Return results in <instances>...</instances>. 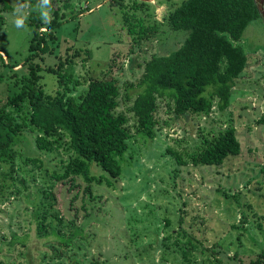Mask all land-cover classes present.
<instances>
[{
  "label": "rangeland",
  "instance_id": "374dc122",
  "mask_svg": "<svg viewBox=\"0 0 264 264\" xmlns=\"http://www.w3.org/2000/svg\"><path fill=\"white\" fill-rule=\"evenodd\" d=\"M110 1L50 0L49 22L55 9L67 17L57 28L58 40L52 43L55 50L44 54L45 60L36 61L43 67H56L68 54L79 52L74 59L76 75L82 82L74 88L77 96L86 89L84 78L118 80L121 95L117 112L127 113L134 134L123 161V175L111 187L95 185L91 196L81 178L76 180L79 186L70 188V183L53 176L54 171L65 170L62 159L67 157L66 151L41 150L36 145V133L25 130L17 139L15 155L0 156V264H27L29 260L32 264H92L95 259L99 264H179L162 243L168 235L166 221H170L168 229L177 230L181 218L191 233L215 253L219 251L224 262L250 261L264 246V15L249 24L243 34L241 44L249 55V64L233 89L231 105L225 110L214 106L209 115L193 113L176 118L168 100L160 99L157 136L146 139L137 132L138 122L130 110L145 60L179 46L185 33L162 24L160 33L149 40L133 42L123 22L124 8L111 6ZM123 3L129 7L132 1ZM42 10L41 0H0V51L5 58L24 62L35 28L30 16ZM153 13L163 22L167 4L155 6L151 18ZM137 15L150 17L140 11ZM21 17L24 25L17 28L15 20ZM49 22L39 31L45 32ZM87 48L91 56H87ZM84 57L89 59L83 62ZM42 74L45 90L55 94L57 77L47 71ZM10 89L7 80H0V106ZM230 125L236 128L240 154L228 157L219 166L190 162L189 155L201 145L204 135L212 137ZM169 148L177 150L187 164L179 165ZM30 157L39 160L34 162ZM93 168L97 174L98 168L104 173L100 167ZM51 203L46 221L49 231L43 234L38 230L36 213ZM55 214L67 225L63 233L74 230L69 224L72 220L83 227L86 238L78 234L67 257L52 260L51 245L56 238L50 225ZM244 220L248 231L238 240ZM258 221L262 228L257 226ZM192 263L210 264L201 247L192 255Z\"/></svg>",
  "mask_w": 264,
  "mask_h": 264
},
{
  "label": "trees",
  "instance_id": "16d2710c",
  "mask_svg": "<svg viewBox=\"0 0 264 264\" xmlns=\"http://www.w3.org/2000/svg\"><path fill=\"white\" fill-rule=\"evenodd\" d=\"M131 1L129 7L123 3L125 0H111L110 5L118 6L121 10L124 8L123 22L133 42L141 44L149 40L160 33L162 24L172 31L185 33L179 46L145 60L139 91L130 107L138 122L137 132L146 139L157 136L160 99L168 100L176 118L193 113L209 115L214 106L219 110L227 109L233 101L237 80L244 75L249 64V55L241 44L243 34L249 24L263 16L257 0ZM4 2L5 7L8 6L7 1ZM162 4L168 6L163 22L156 19L154 13L151 18L155 6ZM139 11L150 17L137 15ZM59 12L60 9L54 10V17L45 32L39 31L41 25L46 24L41 13L30 16V23L35 28L24 62H11L9 56L5 58L3 50L0 51V80H7L11 88L6 101L0 106V156H14L17 139L25 130H30L36 133V145L41 150L52 152L63 148L66 151L67 157L62 159L65 170L54 171L55 179L70 183L72 188L79 186L76 180L81 178L86 182V193L91 196L95 185L107 184L111 187L123 175V161L134 134L129 127L127 113L117 112L121 87L115 77L84 78L87 81L86 89L77 96L73 94L74 88L82 82L76 75L74 59L80 55L79 52L68 54L56 67H43L36 61L37 58L45 60L44 54L52 53L56 48L52 43L58 40L57 28L67 17L66 13ZM86 52L87 56H91L89 48ZM88 59L84 57L82 60L86 62ZM19 65L21 69H16ZM43 71L57 77L59 87L55 94L45 90ZM169 152L179 165L187 164L177 150L169 148ZM240 152L241 143L236 128L230 125L212 137L204 135L201 145L189 157L196 166H219L228 157ZM30 158L34 162L39 160ZM94 165L104 170V173L98 168L97 174ZM52 206L53 203L41 213H36L40 233L49 231L46 221ZM51 217L54 224L50 225V232L56 238V242L51 245V259H61L67 257L66 252L75 236L81 234L85 237L83 227L70 220L69 224L74 230L66 235L63 233V227L67 226L64 218L59 217V214ZM184 222V218H181L178 229L171 230L168 229L170 221L167 220L165 226L168 235L162 243L166 252L175 254L179 264H193L192 255L200 247L207 253L210 264H231L219 257V251L215 253L214 249L191 233ZM246 222L244 220L240 226L243 233H238V240L248 231L244 225ZM256 223L259 228L263 227L259 221ZM16 237H13V241ZM69 258L72 260L73 257ZM163 258L168 260V257ZM27 264L32 263L29 260ZM59 264L69 263L60 261ZM92 264H99V261L95 259ZM240 264H264V246L254 258Z\"/></svg>",
  "mask_w": 264,
  "mask_h": 264
},
{
  "label": "clouds",
  "instance_id": "9594fccd",
  "mask_svg": "<svg viewBox=\"0 0 264 264\" xmlns=\"http://www.w3.org/2000/svg\"><path fill=\"white\" fill-rule=\"evenodd\" d=\"M50 5V0H41V8L42 10V19L45 21V23L49 22L50 17H49V13L47 11L48 6ZM16 12L19 13L20 12V8L18 7L16 9ZM15 25L17 28H21L24 25V18H18L15 20Z\"/></svg>",
  "mask_w": 264,
  "mask_h": 264
},
{
  "label": "crops",
  "instance_id": "0c3cea01",
  "mask_svg": "<svg viewBox=\"0 0 264 264\" xmlns=\"http://www.w3.org/2000/svg\"><path fill=\"white\" fill-rule=\"evenodd\" d=\"M259 1H260L261 4L259 3ZM257 2L259 3V6H260V8L262 10V13L264 15V3L262 2V0H258ZM262 6H263V8H262Z\"/></svg>",
  "mask_w": 264,
  "mask_h": 264
},
{
  "label": "water",
  "instance_id": "95a60500",
  "mask_svg": "<svg viewBox=\"0 0 264 264\" xmlns=\"http://www.w3.org/2000/svg\"><path fill=\"white\" fill-rule=\"evenodd\" d=\"M263 8V7H262Z\"/></svg>",
  "mask_w": 264,
  "mask_h": 264
}]
</instances>
